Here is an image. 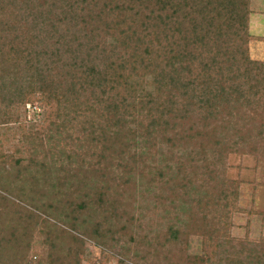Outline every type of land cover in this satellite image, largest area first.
Masks as SVG:
<instances>
[{"label": "trees", "instance_id": "1", "mask_svg": "<svg viewBox=\"0 0 264 264\" xmlns=\"http://www.w3.org/2000/svg\"><path fill=\"white\" fill-rule=\"evenodd\" d=\"M250 14V0H0V103L10 109L35 101L46 118L54 119L46 120L54 132L65 133L68 141L76 133L82 161L90 159L92 173L100 174L88 194L67 201L62 223L70 224L73 245L87 239L102 255L115 241L144 249L149 237L140 236L136 222L133 230L121 220L123 195L117 192L131 181L123 159L135 163L140 143L148 147L173 134L195 145L205 135L219 136L212 160L202 151L208 185L197 206L202 224L229 220L237 188L223 180L215 184L217 162L227 150L243 146L252 123L264 116V63L249 57ZM228 124L233 133L225 144L220 138L227 136ZM115 159L121 164L114 165ZM27 162L28 168L34 164ZM15 163L20 166L21 160ZM89 170L79 169L83 179ZM65 181L60 177L58 185ZM1 199L0 219L9 204L10 216L25 211L31 220L39 218L34 205ZM30 233L0 235V264L26 263L22 251L28 245L22 239ZM177 236L170 226L161 237L170 242ZM225 247L220 260L226 264H264V240L261 252L244 260L230 257ZM74 253L80 251L70 249L69 256ZM129 253L124 249L120 256ZM73 258L68 264H75ZM133 258L135 264L146 260L145 255ZM48 260L56 262L52 256ZM197 260L192 264H216L209 256Z\"/></svg>", "mask_w": 264, "mask_h": 264}, {"label": "rangeland", "instance_id": "2", "mask_svg": "<svg viewBox=\"0 0 264 264\" xmlns=\"http://www.w3.org/2000/svg\"><path fill=\"white\" fill-rule=\"evenodd\" d=\"M250 12L252 41L249 43V57L264 63V37H260L264 36V0H250ZM254 17L259 18L258 29L251 24ZM32 103L10 109L0 103V205L1 197H5L14 202L32 204L39 214L38 219L32 220V215L25 211L13 217L10 212L14 207L9 204L3 213L6 217L0 219V235L4 238L12 235L24 238L23 233L31 232L28 238L22 239V245H28L27 250L22 251L26 257L24 264H50L49 256L55 258V264L72 263L73 257L75 264H135L133 255H145L146 258L148 253L145 262L138 261V264H192L208 256L216 264H226L220 260L224 258L225 246L230 257L237 256L240 260L250 258L251 253L261 252L264 240V116L252 123V131L244 139L243 146L235 149L236 152L227 150L225 158L217 162L219 178L215 184L223 180L237 188L229 220L219 225L209 219L202 224L197 206V200L206 194L208 185L204 179L207 176L202 151L205 150L206 158L212 160L217 149L213 143L219 136L205 135L197 145L195 141L179 140L174 134L167 137L175 138L172 144L167 138H157L156 143L148 147L140 143L135 149L138 154L135 163L127 157L123 159L125 165L129 164L131 181L117 193L123 195L119 198L123 206L120 212H125L122 222L125 220L126 227L133 230L136 222L140 236L147 235L149 239H144V249H136L134 244L124 241L112 242L108 249H103L102 255L101 249L87 239L83 244L73 245L70 224L62 223L67 219L64 215L69 212L68 202H77L88 194L95 183H99L100 174L92 173L88 165L90 159L82 161L84 150L74 139L76 133L71 132L73 139L68 141L65 133L54 132L55 127L46 121L52 117L46 118L47 114H43L38 104ZM226 129L227 136L220 138L225 144L233 133L232 124ZM37 139L40 140L38 143ZM251 147H254L253 152ZM28 159L34 161L29 168L26 167ZM17 160H21L20 166H16ZM121 162L115 159L113 164ZM81 167L90 169L84 179L83 173L79 172ZM112 173L118 174L117 167L113 166ZM60 177L66 178L62 186L58 185ZM81 182H86V187L80 186ZM54 207L59 210L55 211ZM96 217L103 220L104 215L97 213ZM170 226L178 231V236L167 242L161 236ZM156 236L160 238L155 240ZM115 238L117 240L118 235ZM221 240H226L222 248L217 245ZM155 241L162 247H156ZM146 245L150 247L148 253L144 251ZM67 247L79 250L80 254L74 253L71 258ZM124 249H129L130 253L121 257Z\"/></svg>", "mask_w": 264, "mask_h": 264}, {"label": "crops", "instance_id": "3", "mask_svg": "<svg viewBox=\"0 0 264 264\" xmlns=\"http://www.w3.org/2000/svg\"><path fill=\"white\" fill-rule=\"evenodd\" d=\"M258 19L259 18L254 17L253 20H251V22H252L251 24H253L252 26L253 27H256L257 29L259 28V21H258ZM254 30H256V29H254ZM253 36H259V35H253ZM260 37H264V36L260 35Z\"/></svg>", "mask_w": 264, "mask_h": 264}]
</instances>
